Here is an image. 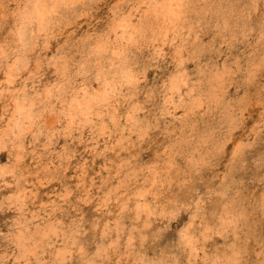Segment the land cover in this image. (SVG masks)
<instances>
[{
  "label": "clouds",
  "instance_id": "1",
  "mask_svg": "<svg viewBox=\"0 0 264 264\" xmlns=\"http://www.w3.org/2000/svg\"><path fill=\"white\" fill-rule=\"evenodd\" d=\"M0 264H264V0H0Z\"/></svg>",
  "mask_w": 264,
  "mask_h": 264
}]
</instances>
